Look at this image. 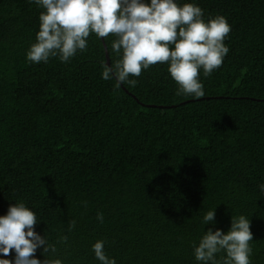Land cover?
<instances>
[{
	"label": "trees",
	"instance_id": "1",
	"mask_svg": "<svg viewBox=\"0 0 264 264\" xmlns=\"http://www.w3.org/2000/svg\"><path fill=\"white\" fill-rule=\"evenodd\" d=\"M178 2L231 25L230 51L210 76L201 70L199 98L176 95L167 64L130 77L135 86L103 80L105 46L118 59L112 34H90L68 63H31L43 9L0 0V215L24 201L64 264H100L97 240L117 264H198L204 231L226 233L241 214L252 264H264V0Z\"/></svg>",
	"mask_w": 264,
	"mask_h": 264
},
{
	"label": "clouds",
	"instance_id": "2",
	"mask_svg": "<svg viewBox=\"0 0 264 264\" xmlns=\"http://www.w3.org/2000/svg\"><path fill=\"white\" fill-rule=\"evenodd\" d=\"M42 8L36 42L26 51L31 63H48L58 57L68 63L77 52L88 48L90 34L107 38L112 34L111 51L118 57L114 64L103 66L101 78L135 86L142 70L157 63L167 64L172 80L177 84V96H205V77L219 69L230 49L225 39L231 25L225 16L207 20L204 10L195 2L181 5L178 0H28ZM264 193V183L258 185ZM86 206V202H82ZM216 209V208H215ZM215 209L208 210L202 223L213 225ZM97 220L103 223L102 213ZM41 221L24 201L10 204L0 215V264H64L55 257L56 245L36 231ZM75 226L72 221L70 230ZM66 242L67 237H61ZM253 234L251 221L245 215L231 217L225 233L209 228L193 245L198 264H252ZM42 249L49 258L41 260L36 253ZM105 241L97 240L91 248L100 264H117L105 252ZM14 252L13 258L9 257Z\"/></svg>",
	"mask_w": 264,
	"mask_h": 264
},
{
	"label": "water",
	"instance_id": "3",
	"mask_svg": "<svg viewBox=\"0 0 264 264\" xmlns=\"http://www.w3.org/2000/svg\"><path fill=\"white\" fill-rule=\"evenodd\" d=\"M105 49H106L107 64H110L109 54H108V52H107V48H106V46H105Z\"/></svg>",
	"mask_w": 264,
	"mask_h": 264
}]
</instances>
